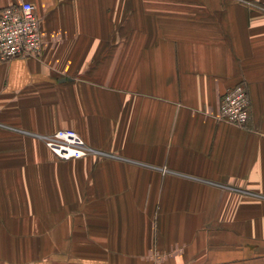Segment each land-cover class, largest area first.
<instances>
[{
	"label": "crops",
	"instance_id": "0c3cea01",
	"mask_svg": "<svg viewBox=\"0 0 264 264\" xmlns=\"http://www.w3.org/2000/svg\"><path fill=\"white\" fill-rule=\"evenodd\" d=\"M21 1L47 44L0 61V264H264V0Z\"/></svg>",
	"mask_w": 264,
	"mask_h": 264
},
{
	"label": "built area",
	"instance_id": "2783aa9c",
	"mask_svg": "<svg viewBox=\"0 0 264 264\" xmlns=\"http://www.w3.org/2000/svg\"><path fill=\"white\" fill-rule=\"evenodd\" d=\"M46 44L41 18L32 3L21 1L0 8V61L41 58ZM249 117L250 101L246 85L238 83L226 89L219 99L216 118L244 126ZM42 140L60 159L81 158L92 153L83 138L73 129H59L43 136Z\"/></svg>",
	"mask_w": 264,
	"mask_h": 264
},
{
	"label": "bare ground",
	"instance_id": "6f19581e",
	"mask_svg": "<svg viewBox=\"0 0 264 264\" xmlns=\"http://www.w3.org/2000/svg\"><path fill=\"white\" fill-rule=\"evenodd\" d=\"M71 153H72V151H71ZM100 154V153H99ZM68 157H70V155H68ZM47 176V175H46ZM48 180V179H47Z\"/></svg>",
	"mask_w": 264,
	"mask_h": 264
},
{
	"label": "rangeland",
	"instance_id": "374dc122",
	"mask_svg": "<svg viewBox=\"0 0 264 264\" xmlns=\"http://www.w3.org/2000/svg\"><path fill=\"white\" fill-rule=\"evenodd\" d=\"M235 125V124H234Z\"/></svg>",
	"mask_w": 264,
	"mask_h": 264
}]
</instances>
